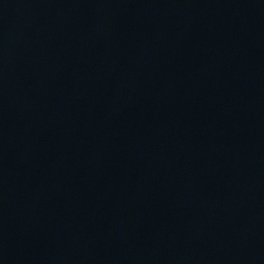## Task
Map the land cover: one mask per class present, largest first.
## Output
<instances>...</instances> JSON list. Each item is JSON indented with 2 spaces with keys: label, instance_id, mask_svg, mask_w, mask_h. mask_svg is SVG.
Wrapping results in <instances>:
<instances>
[{
  "label": "water",
  "instance_id": "water-1",
  "mask_svg": "<svg viewBox=\"0 0 264 264\" xmlns=\"http://www.w3.org/2000/svg\"><path fill=\"white\" fill-rule=\"evenodd\" d=\"M0 264H264V0H0Z\"/></svg>",
  "mask_w": 264,
  "mask_h": 264
}]
</instances>
